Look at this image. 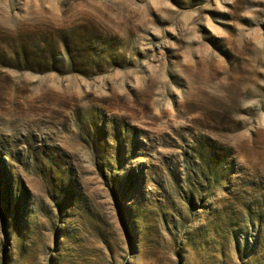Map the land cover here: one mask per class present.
<instances>
[{"label":"rangeland","instance_id":"374dc122","mask_svg":"<svg viewBox=\"0 0 264 264\" xmlns=\"http://www.w3.org/2000/svg\"><path fill=\"white\" fill-rule=\"evenodd\" d=\"M0 264H264V0H0Z\"/></svg>","mask_w":264,"mask_h":264},{"label":"trees","instance_id":"16d2710c","mask_svg":"<svg viewBox=\"0 0 264 264\" xmlns=\"http://www.w3.org/2000/svg\"><path fill=\"white\" fill-rule=\"evenodd\" d=\"M212 155V154H211ZM208 158H210V155H207V156H203V155H199L197 157V159H199L198 163H195L193 161V164L196 165L197 169H198V172L199 174L206 178L208 177V173L211 172V168L209 167L207 161H208ZM192 182V181H191ZM191 202L193 203V200H194V196H191Z\"/></svg>","mask_w":264,"mask_h":264}]
</instances>
